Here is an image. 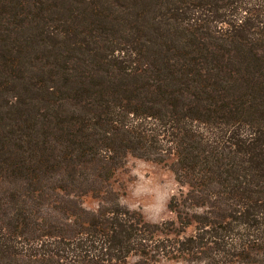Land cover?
<instances>
[{
  "label": "trees",
  "instance_id": "trees-1",
  "mask_svg": "<svg viewBox=\"0 0 264 264\" xmlns=\"http://www.w3.org/2000/svg\"><path fill=\"white\" fill-rule=\"evenodd\" d=\"M128 158L173 219L119 203ZM164 260L264 264V0H0V264Z\"/></svg>",
  "mask_w": 264,
  "mask_h": 264
},
{
  "label": "rangeland",
  "instance_id": "rangeland-1",
  "mask_svg": "<svg viewBox=\"0 0 264 264\" xmlns=\"http://www.w3.org/2000/svg\"><path fill=\"white\" fill-rule=\"evenodd\" d=\"M113 189L122 206L139 212L147 222L154 224L174 218L167 208L169 200L184 191L169 168L133 158H128L116 173ZM82 205L91 211L97 208L96 200L90 196L82 199ZM159 264L186 263L164 260Z\"/></svg>",
  "mask_w": 264,
  "mask_h": 264
}]
</instances>
